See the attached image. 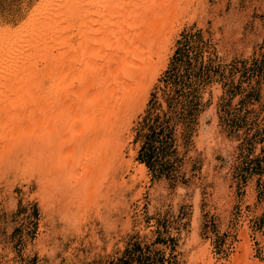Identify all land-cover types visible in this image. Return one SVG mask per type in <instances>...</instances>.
<instances>
[{"label": "rangeland", "instance_id": "rangeland-1", "mask_svg": "<svg viewBox=\"0 0 264 264\" xmlns=\"http://www.w3.org/2000/svg\"><path fill=\"white\" fill-rule=\"evenodd\" d=\"M44 1L0 0V24L17 28ZM147 1L169 24L179 17L172 26L178 36L147 101H134L117 122L124 161L114 155L103 170L84 158L75 178L43 173L40 180L24 163L3 164L0 264H118L137 247L149 264H207L205 252L214 264H264V0ZM199 33L196 52L215 72L200 91L202 111L182 147L181 179L157 178L137 160L136 137L152 93L162 97L161 79L176 51ZM164 43L159 38L154 48ZM80 129L81 143L93 139ZM80 149L77 156L86 151ZM244 233L251 254L242 259Z\"/></svg>", "mask_w": 264, "mask_h": 264}, {"label": "bare ground", "instance_id": "bare-ground-1", "mask_svg": "<svg viewBox=\"0 0 264 264\" xmlns=\"http://www.w3.org/2000/svg\"><path fill=\"white\" fill-rule=\"evenodd\" d=\"M155 5L147 0H45L17 28L0 24V167L24 163L40 180L43 173L52 179L77 174L84 158L103 170L114 155L124 161L117 122L134 101L140 106L147 101L166 68L171 40L178 36L172 26L179 17L169 24ZM159 38L165 43L154 48ZM80 128L83 138L91 133L93 139L81 143ZM80 148L84 156H77ZM145 171L140 167L139 174ZM67 179L61 183L71 182ZM242 239L244 259L251 254L247 233ZM204 259L214 264L209 252Z\"/></svg>", "mask_w": 264, "mask_h": 264}, {"label": "trees", "instance_id": "trees-1", "mask_svg": "<svg viewBox=\"0 0 264 264\" xmlns=\"http://www.w3.org/2000/svg\"><path fill=\"white\" fill-rule=\"evenodd\" d=\"M197 39L200 40V33L186 37L176 51L161 79L166 85L162 97L152 93L136 137V143H140L137 160L157 178L181 179L182 147L189 145L202 111L200 91L215 72L196 52ZM140 251L138 247L127 251V259L118 264H149L150 258Z\"/></svg>", "mask_w": 264, "mask_h": 264}]
</instances>
